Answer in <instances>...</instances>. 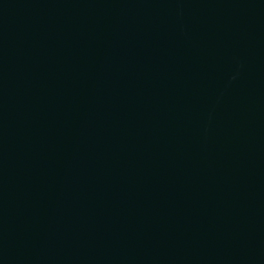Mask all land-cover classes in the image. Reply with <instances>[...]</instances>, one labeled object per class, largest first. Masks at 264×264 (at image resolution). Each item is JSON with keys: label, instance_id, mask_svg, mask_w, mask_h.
Here are the masks:
<instances>
[{"label": "water", "instance_id": "obj_1", "mask_svg": "<svg viewBox=\"0 0 264 264\" xmlns=\"http://www.w3.org/2000/svg\"><path fill=\"white\" fill-rule=\"evenodd\" d=\"M0 264H264V0H0Z\"/></svg>", "mask_w": 264, "mask_h": 264}]
</instances>
